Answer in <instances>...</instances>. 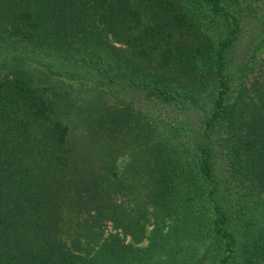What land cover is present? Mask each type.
Masks as SVG:
<instances>
[{
	"label": "trees",
	"instance_id": "1",
	"mask_svg": "<svg viewBox=\"0 0 264 264\" xmlns=\"http://www.w3.org/2000/svg\"><path fill=\"white\" fill-rule=\"evenodd\" d=\"M249 13L0 0V264H264V57L229 71Z\"/></svg>",
	"mask_w": 264,
	"mask_h": 264
},
{
	"label": "rangeland",
	"instance_id": "2",
	"mask_svg": "<svg viewBox=\"0 0 264 264\" xmlns=\"http://www.w3.org/2000/svg\"><path fill=\"white\" fill-rule=\"evenodd\" d=\"M263 13V12H262ZM255 15V14H254ZM251 13L248 14L247 19L243 21V32L237 39L234 48L229 56V71L232 78L234 79L233 88H238V77L241 76L243 70H239L243 66L244 62L248 60L247 63L253 64L257 59L264 57V32L261 29V26L264 27V24L259 21ZM36 68H43L41 64L34 63ZM250 68V67H249ZM245 68V70H249ZM250 75V74H249ZM55 79H62L65 84L74 85L77 87H82L86 82L84 80H68L66 77L54 76ZM81 94V93H80Z\"/></svg>",
	"mask_w": 264,
	"mask_h": 264
}]
</instances>
